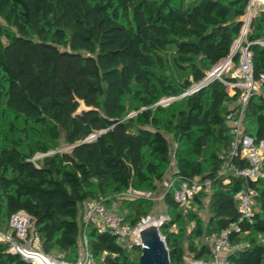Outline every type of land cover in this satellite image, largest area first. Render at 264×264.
<instances>
[{
  "label": "trees",
  "instance_id": "1",
  "mask_svg": "<svg viewBox=\"0 0 264 264\" xmlns=\"http://www.w3.org/2000/svg\"><path fill=\"white\" fill-rule=\"evenodd\" d=\"M246 11L247 0H0V232L24 211L48 255L72 254L62 259L75 263L86 237L96 264H138L132 252L142 248H123L110 232L85 226L82 205L101 196L132 226L147 217L148 200L120 197L130 189H158L171 162L172 135L174 183L164 201L174 217L160 227L170 263L186 264L184 228L181 234L172 228L190 218L194 259L210 261L206 238L228 231L230 242L244 247L227 264H264V180L250 182L231 170L249 165L230 153L228 115L242 90L230 94L214 79L187 94L231 55ZM247 40L254 79L262 84L243 111V131L261 141L262 11ZM232 61L239 63L238 51ZM175 67L189 70L191 79L180 80ZM195 178L211 181L210 191L202 189L191 202L200 206L210 196L206 223L174 198L181 180ZM246 186L258 192L250 220L241 219L235 199ZM0 264L31 263L0 241Z\"/></svg>",
  "mask_w": 264,
  "mask_h": 264
},
{
  "label": "built area",
  "instance_id": "2",
  "mask_svg": "<svg viewBox=\"0 0 264 264\" xmlns=\"http://www.w3.org/2000/svg\"><path fill=\"white\" fill-rule=\"evenodd\" d=\"M258 11L264 13V0H247V11L243 17L241 34L233 48L235 52L238 51L239 53L238 67L230 76L234 81L226 80L223 76V70L230 69L233 64L231 58L223 63L222 66L216 67L201 83L196 84L187 92V94H191L214 79L221 80L227 86L230 94H234L236 88L242 90L237 101V107L228 115L230 133L232 135L230 153L232 155L239 154L248 161L249 165L243 169H237L232 166L231 170L235 176L242 177L250 182L264 180V140L257 141L253 136L245 134L241 127L243 111L250 97L260 92L262 84L261 81L254 79L253 55L247 40L250 22ZM225 173L226 169L224 168L219 171L218 175L223 176ZM173 183L172 181L171 186ZM202 189L209 192L211 181H202L199 178L189 181L181 180L179 187L174 192V198L180 206L185 207L191 204L193 198ZM257 194V189L252 186H246L235 195L241 219H251L253 204ZM124 195L129 201L151 199L149 194L132 189L128 190ZM82 208L85 226L91 225L100 232H110L116 236L117 243L123 248H131L133 245L142 246L139 239V231L150 224H160L161 227L167 220V218L162 216L157 218L147 216L135 226H132L125 222L115 205L108 208L105 204V199L101 196L83 202ZM172 230L175 231L176 228L173 227ZM228 233V231H222L206 238V243L211 246L212 255L210 261L192 258L189 260V264H227V256L244 247L243 244H232ZM0 241L9 245L11 253L20 255L32 264H96L87 249L86 237L83 238L84 250L75 263L66 262L61 258L43 252L39 238L33 231L32 220L24 211H19L10 216L9 231L6 233L0 232Z\"/></svg>",
  "mask_w": 264,
  "mask_h": 264
},
{
  "label": "rangeland",
  "instance_id": "3",
  "mask_svg": "<svg viewBox=\"0 0 264 264\" xmlns=\"http://www.w3.org/2000/svg\"><path fill=\"white\" fill-rule=\"evenodd\" d=\"M235 45V44H234ZM234 48V46H233ZM169 49L172 51L175 49L174 46H170ZM233 50V49H232ZM170 53V52H169ZM225 62V60H223L222 62H220L216 67L220 66L221 64H223ZM216 67H214L211 71L207 72L206 77L208 76V74H210ZM238 67V64H232L230 69H224L223 70V76H231L233 74V71L236 70ZM175 71L177 72L178 78L180 80H184L185 78H187L190 74V71H184L182 69H179L177 67H175ZM168 75L171 77L172 80L176 81V77H175V73L174 71L169 68L168 71ZM189 78L191 79V76H189ZM229 91V90H228ZM261 91V89H260ZM183 95L178 96V97H172V98H168V99H164V102H167L168 100L172 101L171 99L175 100L178 99L180 97H183ZM84 109V106L82 105L80 110ZM242 129L245 127V124H241ZM168 139L170 142V147H171V162L169 167L166 170V174L164 177V180L162 183H160L158 185V189L155 192H150L146 189H140L137 191L143 192L145 194H149L151 199H148L150 206H149V215L150 217H165L167 218V220L171 219L174 217V211L170 208L167 207V205L165 204L164 201V195L165 192L168 191L171 188V183L174 179V169H175V154H174V149L178 146L174 137L172 135H168ZM122 200H127L128 199L125 198V195L123 194L120 197ZM120 201L118 202V205H120ZM116 205V204H115ZM209 206H210V196H207L206 198L203 199V202L200 206H198L197 204H190L188 206H181V208H183L184 211H198L199 216L202 218V220L206 223L210 217V211H209ZM200 207V208H199ZM124 212H127L126 209H124ZM166 220V221H167ZM183 227L184 231H182V235H181V239H182V243L184 245L185 248V262L186 264H189V260L192 259V255L190 254L189 251V243H190V232L192 230V228L194 227V222L192 220H190V218H186L183 220L182 223L175 225L176 230L174 232H176L177 234H181L180 232V228ZM84 250V243H83V239L81 241H79V246H78V253L79 256L80 254L83 252ZM55 257L58 258H63V259H72L73 256L72 254H65L61 251H55L53 254ZM132 256L134 259H138L141 256V253L138 251H133L132 252ZM223 257V256H222Z\"/></svg>",
  "mask_w": 264,
  "mask_h": 264
},
{
  "label": "water",
  "instance_id": "4",
  "mask_svg": "<svg viewBox=\"0 0 264 264\" xmlns=\"http://www.w3.org/2000/svg\"><path fill=\"white\" fill-rule=\"evenodd\" d=\"M234 53L235 49H233L231 55L225 59V62L231 59ZM222 65L223 64H221V66ZM139 239L142 245L140 246L142 248V254L138 264H171L169 250L160 231V224H150L142 228L139 231ZM28 262L31 263L30 261Z\"/></svg>",
  "mask_w": 264,
  "mask_h": 264
}]
</instances>
